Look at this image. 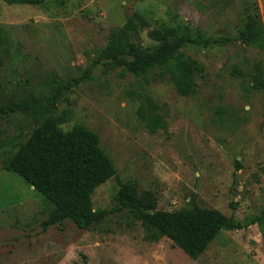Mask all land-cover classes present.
<instances>
[{"label":"rangeland","instance_id":"1","mask_svg":"<svg viewBox=\"0 0 264 264\" xmlns=\"http://www.w3.org/2000/svg\"><path fill=\"white\" fill-rule=\"evenodd\" d=\"M147 27L132 41L155 43L160 23L229 41L183 47L202 70L195 92L177 93L168 79L148 81L102 62L78 83L109 38L133 13ZM259 17L264 0H0V104L49 97L70 84L52 117L64 129L95 132L115 175L91 194L104 217L87 229L70 219L44 226L53 205L4 160L35 126L25 112L0 114V264H264V50L237 40L238 27ZM160 107L166 127L148 131L137 116L141 94ZM122 184L157 210L215 208L241 228L222 229L196 259L169 238H149L137 209L118 202ZM153 212V210H150Z\"/></svg>","mask_w":264,"mask_h":264},{"label":"trees","instance_id":"2","mask_svg":"<svg viewBox=\"0 0 264 264\" xmlns=\"http://www.w3.org/2000/svg\"><path fill=\"white\" fill-rule=\"evenodd\" d=\"M1 1L7 4L39 5L45 0ZM148 25L149 22L141 13L135 12L129 16L109 38L84 74L74 82L78 83L88 77L91 69L102 62L146 81L150 75L168 79L179 95H193L194 77L202 70V66L187 56L182 48L189 45L206 48L229 39L194 35L185 25L167 26L160 23L148 31L155 43L143 47L132 41V34H137ZM237 30V40L241 43L264 50V25L259 17L251 18ZM255 79L264 82L262 76H255ZM1 82L0 79V85ZM52 86L55 89L49 97L35 95L29 99L0 104V114L25 112L35 122L28 138L4 160L3 167L22 177L53 205L44 226L70 219L78 228L87 229L106 213L104 210L93 209L91 194L96 186L115 175L116 171L95 132L82 125H74L67 130L58 125L51 115L52 109L65 86L70 84L54 82ZM159 109L149 95H140L137 116L150 132L166 127ZM118 202L124 208L139 211L149 238L156 241L166 236L192 259L198 258L222 229L242 226L219 210L201 207L192 200L189 207L173 211L157 210L155 201H142L128 184L121 185ZM263 218L264 211L252 217L250 223H258Z\"/></svg>","mask_w":264,"mask_h":264}]
</instances>
